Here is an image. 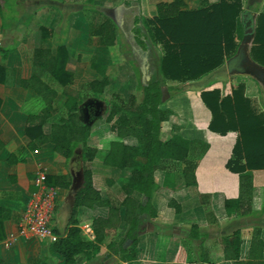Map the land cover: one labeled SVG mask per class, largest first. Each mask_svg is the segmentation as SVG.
<instances>
[{"label": "crops", "instance_id": "0c3cea01", "mask_svg": "<svg viewBox=\"0 0 264 264\" xmlns=\"http://www.w3.org/2000/svg\"><path fill=\"white\" fill-rule=\"evenodd\" d=\"M173 1L18 0V11L10 14L9 5L0 2V65L5 68L4 80L0 82V264H64L59 255L49 254L50 244L58 239L52 236L28 237L21 233L19 222L28 198L36 190L34 177L39 169L48 170V177H53L52 184L48 185L58 190L53 224L58 234L55 235L67 233L70 218L69 211L65 223H60V208L66 205L67 198L68 201L71 199L73 169L66 159L55 156L52 143L40 144L33 135L27 134L26 127L34 121L31 119L34 113H28L21 107L24 104L30 108L31 102L36 99V92L25 87L23 80L37 74L58 89L54 112L51 115H44L42 110L36 113L37 121L41 118L45 120L43 132H50L54 123L68 115L65 106L67 97L63 93L65 84L50 76L57 49L64 45L68 53L65 70L72 73L66 85L80 91L79 114L92 125L89 144L102 149L109 148L110 142L115 139L136 144L137 138H118L113 131L111 125L116 123L117 117L112 122L107 119L118 97L127 101L136 89L142 90V83L158 79L162 48L147 36L145 21H151L158 15L159 4ZM218 1L183 0L182 9H197ZM243 5L248 14L245 21L257 24V18L264 12V0H243ZM132 38L147 56L146 75L132 49L129 41ZM42 48L49 51L46 59H51L52 64L35 56V51ZM221 69L193 83L205 79L213 83L205 90L221 88L223 94L232 93L238 83L233 86L229 82L225 87L221 81L213 82L221 74ZM253 80L245 83L247 94L256 88ZM175 84L178 82L169 81L163 87L165 97L161 108L172 113L163 122L162 138L168 139L177 134L193 141L190 157L198 161L197 184H186L183 164L180 163L174 171L177 187L173 194L180 211L175 206L163 205L159 208L160 215L146 224V233L139 237L135 259L124 260L118 254L108 257L106 241L96 254H78L73 264H234L224 253L228 235L237 229L242 230V260L249 259L255 230H260L264 239V167L252 170L253 211L246 215L234 213L228 216L224 209L225 200L240 195L239 173L227 167L238 132L230 131L222 135L212 131L209 128L212 112L205 105L201 92L171 95L168 86ZM97 89L103 90L100 92ZM252 100L256 105V98ZM102 104H107L109 110L105 111L106 107L102 108ZM99 105L103 109L101 112L95 110ZM203 144L209 145L207 150H204ZM112 177L114 184L111 186L102 175H94L93 182L103 197L120 205L125 196L123 184L126 171L113 167ZM159 196L163 195L156 194L155 199L158 200ZM79 212L82 218L107 216L108 208L81 207ZM192 226L197 227L194 239L191 236ZM127 229L128 223L123 220L110 241H120ZM82 235L95 239L90 226H82ZM9 240L12 242L10 247L6 245Z\"/></svg>", "mask_w": 264, "mask_h": 264}, {"label": "trees", "instance_id": "16d2710c", "mask_svg": "<svg viewBox=\"0 0 264 264\" xmlns=\"http://www.w3.org/2000/svg\"><path fill=\"white\" fill-rule=\"evenodd\" d=\"M0 2L5 6L8 4V0ZM183 3V0L161 3L158 5V15L151 21H145L147 36L162 48L158 79L140 85L142 100L138 101L137 95L133 94L127 101L112 104L107 121L112 122L117 117L116 123L111 125L113 131L118 138H137L136 144L115 139L107 149L90 145L92 125L79 114L80 91L66 85L72 76L70 71L65 70L68 60L66 47H58L53 62L48 57L46 59V54L49 53L46 49L35 51L37 58L53 63L50 76L65 84L63 93L67 97L65 106L68 115L54 123L50 132H43L45 120L41 118L37 121L36 113L42 110L44 115H51L59 91L39 75L33 74L29 79L23 80L25 87L36 92V99L31 102L30 108L24 104L21 107L28 113H34L31 114L34 121L26 127L27 134L33 135L40 144L52 143L55 156L66 159L71 168H74V163L81 164L80 171L83 174L79 188L71 191L73 201L71 200L67 233L60 235L49 246V254L56 253L64 264L75 263L76 256L81 253H98L101 244L106 241L108 257L118 254L124 260L135 259L139 237L146 233V224L160 215L159 208L168 205L175 206L180 211V205L173 197L177 187L174 171L180 163L183 164L182 173L186 184H197L198 161L190 157L193 141L177 134L168 139L162 138L163 122L171 114L168 109L161 108L165 97L163 87L172 80L181 83L196 80L221 67L235 54L240 43L237 38L242 39L244 34V8L241 0H220L190 10L182 9ZM2 14L4 15L3 12ZM262 27L264 13L259 15L257 24L255 23V38L251 46L254 60L264 65ZM4 76L5 68L0 65V82L4 80ZM176 89L178 88L174 85L168 86L171 95L176 93ZM97 90L101 92L103 89ZM201 97L212 112L209 124L212 131L222 135L230 131L238 132L227 167L239 173L240 195L235 199L225 200V212L228 216L234 213L250 214L253 211L254 190L252 170L264 167V111L246 96L243 83L233 87L231 94L222 95L220 89L214 88L202 91ZM1 145L0 142V147ZM202 147L207 150L209 145L203 144ZM113 167L126 171L123 184L125 196L120 205L103 197L93 182L94 175H102L108 185H113ZM52 178L48 177L47 184H52ZM156 194L163 196L156 200ZM96 206L107 207V216L82 218L79 212L81 207ZM123 220L128 223L126 234L118 242L110 241L117 234ZM82 226L92 227L94 240L82 235ZM196 228L192 226V239L197 237L194 233ZM55 233L58 234L56 230ZM241 234L242 230L237 229L228 235L224 248L225 257L233 260L234 264H264V239L261 231L255 230L253 233L248 260L241 259Z\"/></svg>", "mask_w": 264, "mask_h": 264}, {"label": "built area", "instance_id": "2783aa9c", "mask_svg": "<svg viewBox=\"0 0 264 264\" xmlns=\"http://www.w3.org/2000/svg\"><path fill=\"white\" fill-rule=\"evenodd\" d=\"M47 178L48 170L46 168H41L36 172L34 177L36 190L28 198L19 224L21 233L25 236H52L57 240L60 236L55 235L53 224L59 195L55 187L47 184ZM6 245L10 247L12 242L9 240Z\"/></svg>", "mask_w": 264, "mask_h": 264}, {"label": "water", "instance_id": "95a60500", "mask_svg": "<svg viewBox=\"0 0 264 264\" xmlns=\"http://www.w3.org/2000/svg\"><path fill=\"white\" fill-rule=\"evenodd\" d=\"M247 15L248 14L246 11L242 15L244 27L243 37L235 54L226 60V65L230 76H249L264 87V65L255 61L251 55V46L255 38V24L245 21ZM129 41L132 45L136 59H138L140 67L143 73L146 75L147 56L145 55V51L139 46L137 42H135L133 38ZM72 173L74 175V185L72 186V190L76 191L83 181V174L82 171L75 172L74 170H72Z\"/></svg>", "mask_w": 264, "mask_h": 264}, {"label": "rangeland", "instance_id": "374dc122", "mask_svg": "<svg viewBox=\"0 0 264 264\" xmlns=\"http://www.w3.org/2000/svg\"><path fill=\"white\" fill-rule=\"evenodd\" d=\"M242 1V6H243V8H244V11H243V13L245 12V7H244V5H243V0H241ZM8 4L7 5H9V7H8V11H9V14L10 13H13V12H15V11H18V7H17V5H18V0H8V2H7ZM246 7H247V5H245ZM260 12V11H259ZM242 13V14H243ZM262 13H264V12H262ZM261 13V14H262ZM237 40L240 42L241 41V39H238L237 38ZM254 59V58H253ZM222 67V69H221V74H219V76H217L215 79H214V81L213 82H219V81H221V82H223V84L225 85V87L226 86H228V83L229 82H232V85L233 86H235V84L236 83H243L244 85H245V83H246V81H249L250 79H252L251 77H248V76H242V75H239V76H230L229 75V73H228V69H227V65H226V62L221 66ZM220 68V67H219ZM217 70H218V68H217ZM213 71H215V70H213ZM212 71V72H213ZM209 73H211V72H209ZM209 73H207V74H209ZM207 74H205V75H207ZM205 75H203V76H205ZM203 76H201L200 78H202ZM200 78H198V79H196L197 81L200 79ZM148 79H149V77H148ZM196 80H191V81H187V82H179V81H174V80H172V82H178V84H175V86L178 88V89H176V95L175 96H177L179 93H182V92H190V91H192V92H195V93H202V91H204L205 90V87H210L213 83H210V81H206L205 79L203 80V82H198V83H193V82H197ZM210 80V79H209ZM254 81V80H253ZM169 82V81H168ZM255 82V90H254V92H252L251 90H250V92L247 94V92H246V88H245V94H246V96H249L251 99H255L256 98V100H254V101H256V105H258L257 107L261 110V111H263V108H264V87L263 86H260L258 83H257V81H254ZM191 83V84H190ZM218 89H220L221 90V92H222V89L221 88H218ZM229 90V89H228ZM227 91V90H226ZM225 91V92H226ZM230 91V90H229ZM136 95H137V97H138V101H140L141 99H142V97H143V91L142 90H140V89H136V93H135ZM229 94H231V93H229ZM222 95H226V94H223L222 93ZM255 97V98H254ZM118 99V101H122L123 99L121 98V97H118L117 98ZM259 99V100H258ZM164 103V102H163ZM105 107H106V109H105ZM102 108H104L105 109V111L107 110H109V106L107 105V104H102ZM95 110L96 111H98V112H101V110H103V109H101V105H99V108L98 107H96L95 108ZM171 113H172V111L171 110H169ZM170 117V116H169ZM80 165L81 164H79V163H74V168H72L75 172H77V171H80ZM177 175V174H176ZM70 200H72V199H69V201H68V198H67V203H66V205H62L61 206V208H60V223L61 224H63V223H65V221H66V218H67V215H68V212L70 211L69 210V208H70V205H71V201ZM73 204V203H72ZM69 214H70V212H69ZM190 240H192L191 238H190Z\"/></svg>", "mask_w": 264, "mask_h": 264}]
</instances>
